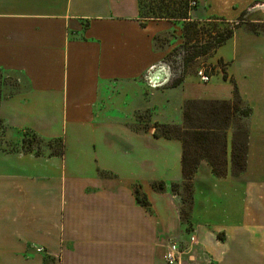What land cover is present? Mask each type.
<instances>
[{
  "label": "crops",
  "instance_id": "crops-1",
  "mask_svg": "<svg viewBox=\"0 0 264 264\" xmlns=\"http://www.w3.org/2000/svg\"><path fill=\"white\" fill-rule=\"evenodd\" d=\"M197 2L196 22L264 4ZM173 34L183 40L182 23L142 19L139 0H0V70L18 85L0 104L3 146L17 148L0 149V264H167L171 243L179 264H264V34L242 26L213 54L210 83L189 74L177 87L149 78ZM234 84L252 108L246 168L236 171L230 138L225 176L199 164L187 231L172 191L185 182L182 143L145 131L139 115L179 123L189 102L232 101ZM26 131L62 140L63 154L27 151Z\"/></svg>",
  "mask_w": 264,
  "mask_h": 264
},
{
  "label": "trees",
  "instance_id": "trees-1",
  "mask_svg": "<svg viewBox=\"0 0 264 264\" xmlns=\"http://www.w3.org/2000/svg\"><path fill=\"white\" fill-rule=\"evenodd\" d=\"M196 1V6L191 5V0H139V8H140V16L144 20H167L176 23H182V37L184 40L193 41L192 38L198 35H206L207 39L197 40L198 44L193 46L194 53L186 59L185 62L190 63L192 61H198L202 58L211 57L214 53L217 52L219 48H221L227 41H229L235 34V32L241 28L242 24H249L252 26L251 32L254 34L261 35L255 27H262L264 25V21L261 22H253L250 19H247V12L241 14L239 19L241 24H236L235 22L227 21L224 18H212L204 22H196L191 20V14L198 8V2ZM210 26V28L208 27ZM200 27L201 32L198 30ZM208 27V28H206ZM194 34V35H193ZM189 35V37H188ZM197 49V50H196ZM4 73L0 70V104L2 100L9 95L5 94V90L3 89L4 81H6L4 77ZM183 78H178L173 81V86L177 87L182 81ZM235 85V84H234ZM204 105H208L212 108V110L216 113V107H219V111L223 114L227 115V120L230 119L231 114L237 113L239 114V118L243 120L245 123H248L249 118L252 115V108L245 104L241 96L239 95V91L237 86L235 85V96L234 99L230 102L228 101H205L202 102ZM220 112V113H221ZM163 133L159 135L157 132L154 133L156 138H165V139H176L181 141L183 146V155H182V169H183V177L184 181L187 180L188 184H183L185 188L188 186H192V179L199 167V164L202 161H207L213 173L217 177H223L227 172V151L226 146L222 151L223 156H219L218 154H214L215 151L211 147V139L208 137V130L204 128H191L188 130H181L177 127H169L163 126ZM191 128V130H189ZM174 129L178 132L176 136H170V130ZM0 130L2 132V138L5 137L6 128L2 120L0 119ZM249 126L248 130H244V134L246 135V140L241 148L240 154L236 155L232 154L233 165L237 172H242L246 168V158H247V140H248ZM32 138H31V137ZM186 136L191 137L193 145L196 146L194 150V154L189 155L187 153L188 147L190 145V141L186 139ZM31 138V139H30ZM39 142L42 143L41 139H39L35 134L30 131H26L24 133L23 144L24 148L27 151H33L32 145L33 143ZM226 143V141H225ZM48 146L52 147L54 144H59L60 149L58 150V155L63 154V142L62 140L56 142H48ZM27 148H26V147ZM37 154H40L39 152ZM185 183V182H184ZM191 183V184H190ZM153 188L159 192H163L166 189V184L164 182L153 183ZM188 189V188H187ZM181 185L176 183L172 185L173 193L180 195ZM135 196L137 201L144 207L149 208L150 204L145 194H143L139 187H135ZM181 197V196H180ZM182 201V200H181ZM191 207L189 209V216L191 215L192 205H193V197L191 196L190 200ZM183 206L187 203L184 200L182 201ZM182 212V209H181ZM183 212L181 213V215ZM183 217V216H182Z\"/></svg>",
  "mask_w": 264,
  "mask_h": 264
},
{
  "label": "rangeland",
  "instance_id": "rangeland-1",
  "mask_svg": "<svg viewBox=\"0 0 264 264\" xmlns=\"http://www.w3.org/2000/svg\"><path fill=\"white\" fill-rule=\"evenodd\" d=\"M240 18H238L235 23L241 24L239 21ZM247 19L252 20L253 22H261L264 21V4L258 7L255 11H252L251 13H247ZM264 24V23H263ZM244 28L251 31L252 26L249 24H242ZM210 28V26H208ZM206 27V28H208ZM202 27H200L198 30L200 31ZM260 33L264 34V25L262 27H255ZM201 32V31H200ZM183 33V32H182ZM194 35V34H193ZM177 35L173 34L174 38H170V36L160 38V46L162 47L165 45L164 48L167 49V53L165 54V57L162 61L161 67L159 69H156L149 75V78H151L150 81L157 83L164 81L167 79V77L172 81L178 78L186 77L189 74H193L195 76H198V71L206 68V70L211 72V74L215 75L216 68L213 66L212 57L202 58L198 61H192L190 63L185 62L187 58H189L193 53L194 49L193 46L195 44H198L196 41L202 39H207L208 37L205 35H198L194 36L192 38V42L188 40H179L175 39ZM182 37V36H181ZM189 37V35H188ZM183 38V37H182ZM230 46V45H229ZM223 48V53L225 55L229 56L230 47ZM197 50V49H196ZM215 54V53H214ZM221 63V62H219ZM218 68H223L222 65H217ZM6 81H4L3 89L5 90V94L7 95H13L17 91V81L14 77H6L4 76ZM172 81V83H173ZM216 110L218 113L214 112L211 107L208 105H204L202 102H189L183 107V120L182 122L175 123V122H169L166 123V118H156V116H153L149 110L141 113L139 115V126L142 125L145 131H149L153 129L155 132H157L159 135H162L163 133V126H169L171 128L177 127L182 132V129L188 130L189 127L191 128H204L208 131L209 138L211 139V147L215 150L213 153L219 156L222 155V151L225 149L227 151V141L228 138L232 140V154L236 155L240 154L241 148L243 147L246 135L244 134V130H248V123H245L243 120L239 118V114L234 113L231 114L230 119L227 120L225 114H223L221 111H219V107H216ZM221 112V113H220ZM176 119H178L176 117ZM191 128L189 130H191ZM2 132L0 130V149H3V145L5 144L3 142L4 138H2ZM178 132L174 129L170 130L169 135L170 136H176ZM31 137V136H30ZM32 138V137H31ZM30 138V139H31ZM186 139L190 141V145L188 147L187 153L189 155L194 154V150L196 149V146L193 145L192 139L189 136H186ZM226 141V143H225ZM26 147V146H25ZM49 148L48 144L46 143H39L34 142L32 145L33 151L36 152H42L44 148ZM60 145L54 144L52 146V149L58 150ZM4 148H9L11 150L17 149L15 146L8 145ZM27 148V147H26ZM227 159V158H226ZM188 184L187 180L185 181L184 185ZM191 184V183H190ZM184 185H181L180 195L181 200L187 202L182 207V219L185 222H188L186 230L189 231V228H191V222H190V216L189 211L191 204V196L193 197V187L188 186L185 188ZM181 212V213H182Z\"/></svg>",
  "mask_w": 264,
  "mask_h": 264
},
{
  "label": "built area",
  "instance_id": "built-area-1",
  "mask_svg": "<svg viewBox=\"0 0 264 264\" xmlns=\"http://www.w3.org/2000/svg\"><path fill=\"white\" fill-rule=\"evenodd\" d=\"M191 5L196 6V1L191 0ZM198 78L204 84H208L213 79V74L207 71L206 68H203L198 71ZM192 241H195V238H192ZM36 252L43 253L45 252L43 248H36ZM182 252L179 246L175 243H171L167 246V249L164 254V260L167 264H179L181 259Z\"/></svg>",
  "mask_w": 264,
  "mask_h": 264
}]
</instances>
